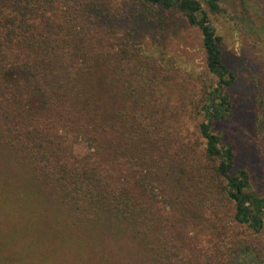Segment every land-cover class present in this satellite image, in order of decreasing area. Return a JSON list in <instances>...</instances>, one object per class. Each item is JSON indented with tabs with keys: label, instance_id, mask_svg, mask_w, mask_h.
<instances>
[{
	"label": "trees",
	"instance_id": "16d2710c",
	"mask_svg": "<svg viewBox=\"0 0 264 264\" xmlns=\"http://www.w3.org/2000/svg\"><path fill=\"white\" fill-rule=\"evenodd\" d=\"M222 1L0 0V264H264V96L243 118ZM171 10L202 60L148 34Z\"/></svg>",
	"mask_w": 264,
	"mask_h": 264
},
{
	"label": "rangeland",
	"instance_id": "374dc122",
	"mask_svg": "<svg viewBox=\"0 0 264 264\" xmlns=\"http://www.w3.org/2000/svg\"><path fill=\"white\" fill-rule=\"evenodd\" d=\"M245 2L249 3L247 13L241 11L240 0H223L221 6L224 9V13L210 15V17L212 25L222 38V55L227 69L235 75V83L230 90L232 98L234 102L235 99L239 100L237 96L244 98L245 102L241 104V109L244 114L247 111L249 113L250 109L252 114V111L257 106L256 93L258 89L264 96V9L256 0H245ZM163 14L166 20L164 24L165 30L157 26V28L151 29L152 31H147L150 32L148 34L151 36L156 35L157 38H160L163 31L170 37L178 31L184 32V40L178 44L184 50L191 48V51H189L190 55L195 58L197 56L202 60L199 47V32L188 28L182 19L176 16L175 11H166ZM244 14L255 25L254 31L249 28L248 21L243 17ZM123 28L124 31H130L129 27ZM254 52H256V55ZM197 65L196 71L204 69L202 61H197ZM258 79H260L259 82H257ZM261 108L260 110L264 112V104L261 105ZM251 114H246L243 118L250 115L251 119ZM234 123V121L230 120L224 129V134L227 138H231L229 135L233 131Z\"/></svg>",
	"mask_w": 264,
	"mask_h": 264
}]
</instances>
